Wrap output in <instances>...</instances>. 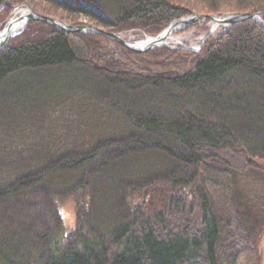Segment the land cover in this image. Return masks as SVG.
Wrapping results in <instances>:
<instances>
[{"label": "trees", "instance_id": "obj_1", "mask_svg": "<svg viewBox=\"0 0 264 264\" xmlns=\"http://www.w3.org/2000/svg\"><path fill=\"white\" fill-rule=\"evenodd\" d=\"M26 1L154 36L191 13L264 19V0ZM7 15L2 6L0 23ZM263 231L257 21L198 53L133 51L35 19L0 47V264H261Z\"/></svg>", "mask_w": 264, "mask_h": 264}, {"label": "water", "instance_id": "obj_2", "mask_svg": "<svg viewBox=\"0 0 264 264\" xmlns=\"http://www.w3.org/2000/svg\"><path fill=\"white\" fill-rule=\"evenodd\" d=\"M21 5H25L24 7L28 8V12L25 17L24 24L22 27L16 31V32H11L10 30H6L5 36L3 39L0 41V47H2L8 39L15 35L16 33L22 31L24 27L26 26L27 22L30 20H40L45 23H49L63 31H81V32H90V33H99L101 35L107 36L119 44L125 46L126 48L133 50V51H145L151 48L154 45L157 46H162V45H167L164 40L168 37V35L177 29H180L182 27L188 26L192 23H195L199 20H209L212 22L211 27L207 31L205 37L203 40H205L213 31L214 26L216 25H224L225 27L230 26L232 23L243 20L246 18H251L261 25L264 26L261 14L259 12H241V11H234V12H228L224 13L222 15H212V14H205V13H191L189 15L180 17L178 19L173 20L170 22L165 28H163L156 36H147L145 40L142 41H129L122 36H120L119 33L104 29L102 27H99L94 24H71L68 23L62 19H59L54 16L42 14L40 12L35 11L32 9L27 3H22ZM10 20L6 23V25L1 29V31L5 30L8 25H9ZM186 48H192L196 49V47L192 46H186Z\"/></svg>", "mask_w": 264, "mask_h": 264}, {"label": "rangeland", "instance_id": "obj_3", "mask_svg": "<svg viewBox=\"0 0 264 264\" xmlns=\"http://www.w3.org/2000/svg\"><path fill=\"white\" fill-rule=\"evenodd\" d=\"M22 3H27L32 9H34L30 5V3L26 0L18 1V2L15 0H4L2 3H0V8L2 6L8 7V15L4 19V22L0 23V30L6 25V23L14 15V12H13L14 8L16 6H23V5H21ZM35 11H37V10H35ZM214 15H216V14H214ZM261 18H262V16H261ZM262 21L264 24L263 18H262ZM68 23H70V22H68ZM81 23L92 24V23H89L87 21V19L84 18L83 16H78L77 22L71 23V24H81ZM211 24H212V22L209 20H205V21L200 20L197 23H195V25L190 24L188 26H185V27H182V28L177 29L175 31H172L170 33L169 37L165 39L167 42V45H162V46L154 45L151 48H149L148 50H156V49H160L162 47H168V48L173 49V50L177 49V48H180V49L182 48V49H185L188 51H193L195 53H198V51L201 49V47L204 45V43L206 42V40L210 36L212 37V36L216 35L219 31H221L225 28L224 25H217L215 30H213L211 32V34L205 40H203V37L205 36L206 32L209 30ZM261 26L264 29V26L263 25H261ZM99 27H101V26H99ZM118 33L120 34V36H122L123 38H125L129 41H142V40H145L147 36H149L147 33L140 31L138 29L126 30V31L118 32ZM150 36H154V35H150ZM107 45H109L111 47H115V44H113L110 41L107 42ZM186 46L196 47V49L186 48ZM114 55H115V57L118 56L117 52L114 53ZM133 64L137 66L136 62H134ZM149 68L151 70H154L155 67H152L150 65ZM59 211H60L61 216H62L63 221H64L65 231L70 229L71 227H73L74 222H75L73 202L71 200L66 201L65 203H63L59 207ZM261 252H262L261 264H264V231L261 233Z\"/></svg>", "mask_w": 264, "mask_h": 264}, {"label": "bare ground", "instance_id": "obj_4", "mask_svg": "<svg viewBox=\"0 0 264 264\" xmlns=\"http://www.w3.org/2000/svg\"><path fill=\"white\" fill-rule=\"evenodd\" d=\"M13 12H14V15L11 17L8 27L3 31L0 30V41L5 36L6 30L8 31L10 30L11 32H16L22 27L25 21L26 14L28 12V8L23 7V6H16ZM216 27L217 25L214 26L213 30H215ZM164 42H166V40H164Z\"/></svg>", "mask_w": 264, "mask_h": 264}]
</instances>
